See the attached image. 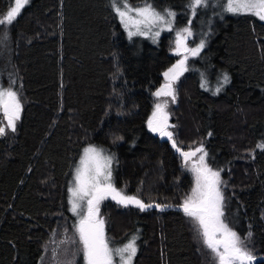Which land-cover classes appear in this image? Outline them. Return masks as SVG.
I'll return each instance as SVG.
<instances>
[{"label":"trees","instance_id":"16d2710c","mask_svg":"<svg viewBox=\"0 0 264 264\" xmlns=\"http://www.w3.org/2000/svg\"><path fill=\"white\" fill-rule=\"evenodd\" d=\"M13 1L0 0V19ZM151 3L179 15L189 7V0ZM212 28L196 60L226 72L229 82L219 93L206 91L187 66L174 84L169 121L180 149L203 145L220 171L226 221L262 256L264 21L238 14ZM0 34V85L21 102L15 131L0 115V264H46L45 246L59 241L66 222L72 171L89 146L112 157V183L123 194L168 206L141 211L101 201L110 242L139 235L132 264H217L180 208L190 169L147 123L153 93L178 58L174 40L166 34L155 46L130 39L109 0H29Z\"/></svg>","mask_w":264,"mask_h":264},{"label":"snow or ice","instance_id":"6c2138e0","mask_svg":"<svg viewBox=\"0 0 264 264\" xmlns=\"http://www.w3.org/2000/svg\"><path fill=\"white\" fill-rule=\"evenodd\" d=\"M207 2L208 0H189L192 14L195 15L197 9L205 6ZM28 3L29 0H14V6L0 19V25H11ZM112 7L125 28L129 29L130 37L151 34L155 39L159 37L161 30L176 32L174 51L181 58L163 73L164 83L153 93L157 102L148 119V127L151 131L172 141L173 148L183 157L186 167L191 162L194 186L180 208L186 216L191 218L199 238L216 257L217 264H256L258 258L245 240L224 222V197L220 188L222 184L220 171L213 170L208 165L207 153L202 144L189 151H182L177 146L173 133L169 131L172 126L168 123V100L160 99L170 97L171 102L175 103L174 84L183 72L188 70L189 56H197L204 47L205 41L201 40L196 47L189 48L187 38L192 35L191 20H189V26L176 30L174 27L176 14L169 9L158 11L151 0H144L142 6L136 7L131 6L128 0H112ZM225 10L234 14L255 15L264 21V0H226ZM228 82L229 78L225 74L223 83ZM204 86L202 83L201 87ZM216 91H220V88ZM0 112L7 121L6 128L15 131L16 121L20 119L21 102L17 92L11 88H0ZM6 128L0 126V136L5 135ZM257 147L264 148V144ZM197 156L198 160L192 162V158ZM111 162V157L104 156L101 150L89 146L81 156L73 173V182L68 189L70 211L78 217V223L74 227L79 237V244L82 246L85 264H114V257H119V264H132L137 252L135 236L121 248L110 247L104 232L105 222L99 215L101 201L111 197L120 205L125 207L136 205L141 211L153 207V205L144 204L135 196L123 194L113 185ZM156 207L161 206L156 205Z\"/></svg>","mask_w":264,"mask_h":264},{"label":"rangeland","instance_id":"374dc122","mask_svg":"<svg viewBox=\"0 0 264 264\" xmlns=\"http://www.w3.org/2000/svg\"><path fill=\"white\" fill-rule=\"evenodd\" d=\"M109 1L111 4V7H112V0H109ZM142 5L143 4L131 5V6L136 7V6H142ZM225 5H226V0H208L207 4L205 6L197 9L195 15L192 14V11L189 7H188L187 11L182 10L181 15H179L178 11L175 9H170V8H168V9L176 14L175 15V23H174V27L176 30H179V29H182L186 26H189V20H191L190 28H191L192 35L187 38V46L189 48H194L200 43L201 40H204L205 45L201 49V51H202L208 43V40H209L210 35L212 33V30H213L212 27L214 26V24L217 21H221L228 16L238 15V14H234V13L226 11ZM13 6H14V1H13L12 7ZM153 6L158 11L163 10V9L158 8L155 5H153ZM115 14H116L118 20L121 22V19L117 15L116 12H115ZM253 16H255V15H253ZM4 25H2V26H4ZM121 25H122L126 35L130 39H133V40L134 39H144V40L148 41V43L155 45V46L158 45L160 38L166 34H168L171 37V39L174 40L173 42H175V39H176V32L175 31H168V30H161L159 37H156L155 39L152 37L151 34H149V35H133L130 37L128 34L129 29L125 28V26L122 22H121ZM131 30L135 31V29H131ZM155 30L156 29H154V31ZM174 49H175V45H174ZM173 52L176 53L174 50H173ZM199 55L200 54H198L195 57L189 56L188 61H187V66H190L192 68V70L198 74V76H199L198 79H200V86L202 83L205 85L204 87H201L202 89L209 91V92H212L214 94L219 93L220 91H216V90H217V88H220V90H222L226 86V84L223 83V77L225 74L227 75V73L216 68L215 66H211V65L209 66L208 65L209 63L207 61L202 60V61L197 62L196 59H198ZM180 58H181L180 55H178L177 60H179ZM201 59H202V57H201ZM177 60H176V62H177ZM195 60H196V63H195ZM204 62L207 64L206 66L204 65ZM227 76L229 77V75H227ZM0 88H3V87L0 85ZM3 89H5V88H3ZM160 99L164 100L162 98H160ZM165 99H167V98H165ZM167 100H168V104H169L171 102V100L170 99H167ZM156 102H157V99L154 102V105ZM1 114L2 113L0 112V115ZM5 123H7L6 120H5ZM168 123L171 125L169 118H168ZM3 126L5 127V124ZM169 131L172 132L171 127L169 128ZM86 148H88V147H86ZM96 149H98V148H96ZM190 149H192V148H189V150ZM84 150H83L81 156L84 154ZM98 150H100V149H98ZM101 153L104 156L111 157L108 153H106L102 150H101ZM81 156H80V158H78L79 160L76 163L74 170L72 171V175H71V178L69 181L68 189L71 186V183L73 182V173L79 164ZM197 160H198V156L192 158V162H195ZM111 161H112V157H111ZM208 165L213 170H216L215 167H212L209 163H208ZM110 167H111V173H112V179H113L112 162H111ZM188 167L190 169V173H191V177H192L191 188H190V191L188 192V195H189L191 193L193 186H194V174L191 171V162L189 163ZM220 188H221V192L223 194V197L225 198V191L223 190L221 185H220ZM223 203H224V201H223ZM67 204H68L67 205V213L65 214L66 222L62 226H60L59 231L57 232L58 234L56 235L57 239L59 241L57 242L55 239H53L51 242H49V244H47L45 246L46 264H68V262H71V264H77V261L79 260V258L80 257L83 258V252L81 250L82 246L79 244V237H78V235H76L75 227H74L78 223V217L76 215H74L72 213V211H70L69 191H68V197H67ZM223 210H224V204H223ZM99 215H100V217L103 218V216H101V214H100V210H99ZM223 219H224V222L226 224H228L225 217H223ZM229 227L232 228L231 226H229ZM232 230L234 231V229H232ZM104 232L106 233L105 225H104ZM105 236L107 237L106 234H105ZM133 236L137 237V239L139 237V235L137 233L136 234L134 233V234L128 236V238H126L122 241H118L117 243L109 241L110 247H112L114 249L121 248V247H123L124 244L128 243V241L130 239H132ZM53 237L55 238V236H53ZM107 239H108V237H107ZM137 239H136V244H137ZM80 262H81V264H85L84 258L81 259ZM132 263H133V260H132ZM114 264H119V257H114Z\"/></svg>","mask_w":264,"mask_h":264},{"label":"water","instance_id":"95a60500","mask_svg":"<svg viewBox=\"0 0 264 264\" xmlns=\"http://www.w3.org/2000/svg\"><path fill=\"white\" fill-rule=\"evenodd\" d=\"M163 78H164V76H163ZM163 80H164V79H163ZM1 113H2V112H1ZM2 114H3V113H2ZM165 138H166V140L168 139L167 137H165ZM174 150H175V152L177 153V155H179V156L181 157L182 162L185 163V162H184V159H183V157L180 155V153L177 152L175 148H174ZM181 150H182V149H181ZM192 150H194V149H192ZM182 151H188V150H182ZM193 158H194V157H193ZM150 205H153V207L148 208V209H146V210L157 209V210H160V211H165V210L168 209V206L165 207V205H160L161 207H156V205H159V204H156V203H152V204H150ZM174 208H175V206H174ZM257 258H258V259H257L256 264H258V263L264 261V255H262V256H257Z\"/></svg>","mask_w":264,"mask_h":264},{"label":"flooded vegetation","instance_id":"af4514ba","mask_svg":"<svg viewBox=\"0 0 264 264\" xmlns=\"http://www.w3.org/2000/svg\"><path fill=\"white\" fill-rule=\"evenodd\" d=\"M170 125V124H169ZM150 130V129H149ZM151 131V130H150ZM153 132V131H152ZM154 135L158 136L159 138L166 140L165 137H162L161 135H159V133L153 132ZM169 139H167L166 141H168Z\"/></svg>","mask_w":264,"mask_h":264}]
</instances>
